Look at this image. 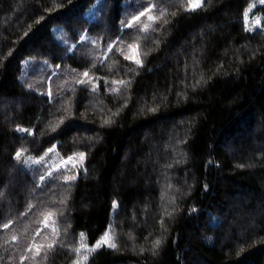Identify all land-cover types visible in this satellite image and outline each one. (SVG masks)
Masks as SVG:
<instances>
[{"label":"trees","instance_id":"1","mask_svg":"<svg viewBox=\"0 0 264 264\" xmlns=\"http://www.w3.org/2000/svg\"><path fill=\"white\" fill-rule=\"evenodd\" d=\"M251 1L0 0V264H264V28L246 30ZM151 4L166 15L134 22ZM110 226L116 248L73 251Z\"/></svg>","mask_w":264,"mask_h":264},{"label":"snow or ice","instance_id":"2","mask_svg":"<svg viewBox=\"0 0 264 264\" xmlns=\"http://www.w3.org/2000/svg\"><path fill=\"white\" fill-rule=\"evenodd\" d=\"M204 2L205 0H188V6L187 8L185 9L186 11H195L196 9H199L201 7L204 6ZM259 3H262L264 4V0H258ZM254 5H250L249 6V9L247 11H245L244 13V16L246 18V22H247V17H248V12L251 11V8L253 7ZM155 7V4H151L150 7H147L145 8L144 11H141L139 13V15H136L133 17V21L136 22V23H139L141 17H144L147 15V18L149 21H157V20H161L164 15H166V9H160V16H152L150 13L152 12V9ZM38 22V21H37ZM123 23V22H122ZM260 23V21L257 19L256 20V24L258 25ZM125 27H132L133 24L132 23H128L126 25H124ZM151 28V25L150 24H145L143 26V28L141 29L143 32H148L149 29ZM247 31H252L253 29L252 28H246ZM62 38V37H61ZM81 39H88V37L86 36H81ZM74 47V46H73ZM130 49L133 48L134 46L133 45H129L128 46ZM112 48L109 47L108 48V51H111ZM121 54H123V51L121 50ZM147 53H145L146 55ZM125 59H131L133 60L138 66H142L143 62L141 59H139L138 56H125ZM93 67H95V65H93ZM84 77H88L89 76V73L86 71L82 74ZM91 81V78H89V80H84V79H81V80H78L77 83H81V84H85V83H89ZM113 83L117 84V85H121V86H127L128 84H130V81H127V80H119V81H113ZM98 87V85L94 86L93 87V91H96V88ZM114 92L116 93H119L120 92V88L117 87L115 89H113ZM49 95H51V92H49ZM152 111H155V109H152ZM111 121H105V123H110ZM60 123H63V121L61 120ZM50 126H51V122H50ZM58 126V125H57ZM20 131H24V132H30L29 129H19ZM52 130L55 131V127H52ZM55 149L54 147L53 148H49L47 150V152H53ZM45 155H47V153H45ZM79 159L82 161L85 157V154L84 153H78L76 154ZM16 159L19 160L22 156V152L21 151H18L16 154ZM29 159H31L29 157ZM44 160V157H41L39 160H36L35 163L39 164L41 163L42 161ZM74 160V157L73 156H70L68 157V161L67 162H72ZM66 162V163H67ZM75 166V165H74ZM47 176L48 177H51L52 176V172H48L47 173ZM40 182L42 183L44 180H45V176H41L40 178ZM76 179V176H69V177H66V181H70V180H75ZM0 195H2V193H0ZM63 203V201L61 202ZM32 206L29 205V208H31ZM53 214L52 213H48V217H51ZM10 225L9 223H3V224H0V227H3V228H8ZM45 226L47 227V221H45ZM55 231V229H54ZM37 235H39V233H37ZM80 238H81V243L79 244V247L73 249V251H75L77 254H79L81 252V250H86L87 252H95L98 248L100 247H103V246H107V247H110V248H116L117 247V244L115 242V235H114V229L110 226L109 229L105 232L104 236H102L98 241H96V243L92 246V247H89L86 243L83 242L84 240V234L81 233L80 234ZM18 239V237L16 235H13L11 237V241L14 242ZM55 241H53L52 243H49L47 244V250H52L54 247H55ZM161 244V241L160 240H156L154 241L153 243V249H156L160 246ZM45 246L44 245H36V244H33L31 247H29L27 249L28 252H33L35 253V256H40L41 255V249H43ZM30 257L28 255H25L22 259L23 260H27L29 259ZM34 258V257H33ZM43 259H47V252H45L44 256H43ZM88 260V256L87 255H84L82 256L81 259H77L74 261V264H82V261H87Z\"/></svg>","mask_w":264,"mask_h":264},{"label":"rangeland","instance_id":"3","mask_svg":"<svg viewBox=\"0 0 264 264\" xmlns=\"http://www.w3.org/2000/svg\"><path fill=\"white\" fill-rule=\"evenodd\" d=\"M250 5H254V6L251 8V11L248 12V17H247V22H246L247 27L252 28V29L258 28V27L264 28V4L259 3L258 0H252L249 6ZM249 6L247 7V10L249 9ZM257 19L260 21L258 25L256 24ZM245 21H246V18H245ZM124 51L127 56H135L134 48H131V49L126 48L124 49ZM45 153L49 154V152H45ZM45 153L41 157H44ZM29 157L31 159H29ZM29 157L27 158V165H30V166L33 165V163H35L36 160H39L41 158V157L37 158L35 156H29ZM46 161L47 160L44 158V160L41 163L39 164L35 163V165L40 166L46 163ZM50 161L52 162V159H50ZM50 161L47 163H50Z\"/></svg>","mask_w":264,"mask_h":264}]
</instances>
